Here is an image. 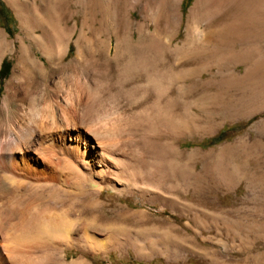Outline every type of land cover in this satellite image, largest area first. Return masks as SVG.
<instances>
[{
	"label": "rangeland",
	"instance_id": "obj_1",
	"mask_svg": "<svg viewBox=\"0 0 264 264\" xmlns=\"http://www.w3.org/2000/svg\"><path fill=\"white\" fill-rule=\"evenodd\" d=\"M30 1L0 0L7 9V17L0 11V30L9 40L20 31L15 8ZM52 2L65 7L68 26L77 22L85 31L86 82L142 86L128 97H104L108 112L120 113L123 141L134 130L137 145L152 152L145 156L150 168L159 165L163 152L168 156L166 173L158 172L151 182L137 180L120 192L106 189L98 210L85 190L60 193L58 207L70 206L72 217L82 209L83 218L119 228V245L108 231L100 236L106 251L69 249L67 258L82 257L86 264H264V0H206L193 13L195 0L173 1L179 20L168 29L156 26L157 8L145 5L142 18L138 0L122 3L119 18L88 15V0ZM129 16L134 23L125 30L122 22ZM79 28L66 62L75 56ZM197 32L203 38L194 37ZM150 33L161 46H154ZM130 36L132 43L148 47L152 69L137 63L133 48L126 54L124 42ZM116 37L122 41L117 50ZM14 63L13 53L3 55L0 104ZM70 73L54 78L84 80L80 68ZM147 82H168V98L161 96L159 103L154 95L149 103L141 101ZM161 104L167 106L164 113L158 112ZM221 132L222 140L212 142Z\"/></svg>",
	"mask_w": 264,
	"mask_h": 264
},
{
	"label": "bare ground",
	"instance_id": "obj_2",
	"mask_svg": "<svg viewBox=\"0 0 264 264\" xmlns=\"http://www.w3.org/2000/svg\"><path fill=\"white\" fill-rule=\"evenodd\" d=\"M102 1L107 6L96 10ZM126 1L88 0V15L99 12L102 18H119L121 4ZM139 1L142 18L145 5L159 10L157 27L168 29L178 22L179 6L173 1L180 0H169L167 4L163 0ZM204 1L195 0L190 13L202 7ZM15 9L20 22L17 37L9 40L0 30V65L5 53L15 55L0 104V264H86L82 257L69 260L66 250L106 251L107 243L100 236L109 231L115 242L112 241L119 245V228H106L96 219L83 218L82 209L72 217L70 206L58 207L62 203L60 193L85 190L87 195H93L98 210L106 189L120 192L137 180L151 182L158 172L166 173L168 156L163 152L159 165L150 168L145 156L152 152L137 145L134 130L127 132V142L123 141L120 113H109L104 97L115 100L121 93L128 97L142 86L132 85L138 82H117L112 86L86 82L90 59L82 51L85 31L77 22L68 26L65 7L56 8L52 0H31ZM123 20L125 30L134 23L131 16ZM78 28L75 56L66 62L69 42ZM262 29L260 21L259 30ZM150 36L154 37L152 33ZM193 36L203 38L200 32ZM116 38L117 50L122 41ZM152 40L154 46L162 45ZM132 41L130 36L124 42L126 54L133 48L137 63L152 69L155 61L148 47ZM74 67L82 70L84 80L63 82L61 77L69 76ZM55 76L61 79L55 80ZM158 76L161 80L166 77L162 73ZM146 86L141 91L144 97H140L144 103L154 95L158 102L161 96H169L168 82H147ZM166 107L159 105L158 112H166Z\"/></svg>",
	"mask_w": 264,
	"mask_h": 264
},
{
	"label": "trees",
	"instance_id": "obj_3",
	"mask_svg": "<svg viewBox=\"0 0 264 264\" xmlns=\"http://www.w3.org/2000/svg\"><path fill=\"white\" fill-rule=\"evenodd\" d=\"M1 6H2L5 10H7L3 2L1 3ZM11 21H12V23L14 22V20H13L12 18H11ZM5 62H6V61H4V62L2 63V66L5 64ZM1 70H2V68H1ZM0 74H1V72H0ZM2 78H4V75L2 76ZM222 133H223V132H221V133L219 134V136H217L216 138L212 139V142H218V141L222 140V138H223V137H222Z\"/></svg>",
	"mask_w": 264,
	"mask_h": 264
},
{
	"label": "flooded vegetation",
	"instance_id": "obj_4",
	"mask_svg": "<svg viewBox=\"0 0 264 264\" xmlns=\"http://www.w3.org/2000/svg\"><path fill=\"white\" fill-rule=\"evenodd\" d=\"M1 8H0V11H1V14H2V16H4V17H7V12L5 11V9L2 7V6H0Z\"/></svg>",
	"mask_w": 264,
	"mask_h": 264
}]
</instances>
